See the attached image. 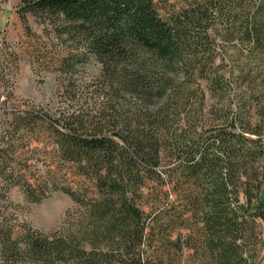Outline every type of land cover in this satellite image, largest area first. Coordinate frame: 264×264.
I'll use <instances>...</instances> for the list:
<instances>
[{
	"label": "trees",
	"instance_id": "obj_1",
	"mask_svg": "<svg viewBox=\"0 0 264 264\" xmlns=\"http://www.w3.org/2000/svg\"><path fill=\"white\" fill-rule=\"evenodd\" d=\"M17 14L57 101L2 108L0 264H264V71L246 95L228 53L264 56V0H20ZM3 50L4 87L18 55ZM13 187L74 207L42 232Z\"/></svg>",
	"mask_w": 264,
	"mask_h": 264
},
{
	"label": "rangeland",
	"instance_id": "obj_2",
	"mask_svg": "<svg viewBox=\"0 0 264 264\" xmlns=\"http://www.w3.org/2000/svg\"><path fill=\"white\" fill-rule=\"evenodd\" d=\"M19 2L20 0H0V62L5 46L18 55V70L15 73L5 70L3 73L5 78L8 79V83L4 87L0 85V120L3 118V107L10 109L22 102L40 105L55 104L57 101V84L53 76L44 73L36 74L28 56L24 53L22 43L24 32L17 14ZM160 13L163 14L162 11ZM28 22L34 31L40 32V27L35 22L34 17L28 15ZM228 53L234 59L232 61L234 65L232 77L234 79L238 78L237 82L241 83L243 92L246 95L254 94L256 97L258 81L264 71V56L247 53L245 49L240 51L230 48ZM230 66L231 63L227 68L229 69ZM98 70L99 65L91 60L75 77L81 83L83 81L88 82L98 73ZM5 73L7 74L5 75ZM0 76H2L1 72ZM8 94L10 95L8 100L3 103ZM209 101L211 102V100ZM256 101L260 102L262 98H256ZM259 104L261 106L262 102ZM1 187L2 181L0 179ZM7 197L13 205H17L14 211L18 219L42 232H49L58 227L63 221L65 213L74 207L71 198L62 192H54L41 202L30 205H26L23 195L17 187L11 188L7 193ZM241 199H243L242 196ZM258 226V230L263 236L264 225L261 221H258ZM187 254L185 253V258H188L189 264H201L203 262L197 255L187 257ZM261 259H264V249L260 253L259 261Z\"/></svg>",
	"mask_w": 264,
	"mask_h": 264
}]
</instances>
